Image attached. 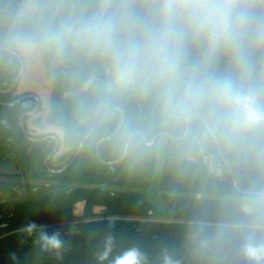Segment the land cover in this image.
Returning a JSON list of instances; mask_svg holds the SVG:
<instances>
[{
    "label": "clouds",
    "instance_id": "1",
    "mask_svg": "<svg viewBox=\"0 0 264 264\" xmlns=\"http://www.w3.org/2000/svg\"><path fill=\"white\" fill-rule=\"evenodd\" d=\"M0 74L41 75L92 150L135 169L165 157L209 185L216 212L196 220L202 264H227L242 240L246 264H264V0H0ZM43 250L65 241L28 223ZM99 264H149L138 247ZM16 260L15 255L12 256ZM160 264H179L163 249Z\"/></svg>",
    "mask_w": 264,
    "mask_h": 264
},
{
    "label": "trees",
    "instance_id": "2",
    "mask_svg": "<svg viewBox=\"0 0 264 264\" xmlns=\"http://www.w3.org/2000/svg\"><path fill=\"white\" fill-rule=\"evenodd\" d=\"M19 78L0 74V121L4 120L0 122V146L13 155L6 160L19 176L72 186L15 201L11 208L0 204V264H99L97 254L109 234L114 237L109 260L135 246L147 255L149 264H160L165 248L179 264H202L194 242L195 222L212 219L216 212L207 197L227 196L233 181L246 184L248 177L224 176L209 185L202 177L182 176L163 157L158 188L166 208H159L143 192L152 183L158 158L128 170L110 164L86 143L57 89L51 121L64 128L65 153L54 160L58 151L53 152L55 139L25 134L20 119L24 121L36 101L25 104L30 99L28 91L14 95ZM17 98L19 101L14 102ZM78 203H83V210L76 215ZM71 220H78L72 229L58 225ZM32 222L46 226L49 234H60L65 244L59 253L43 250L38 234L29 236L24 231ZM241 245L242 240H236L225 246L227 264H246Z\"/></svg>",
    "mask_w": 264,
    "mask_h": 264
},
{
    "label": "rangeland",
    "instance_id": "3",
    "mask_svg": "<svg viewBox=\"0 0 264 264\" xmlns=\"http://www.w3.org/2000/svg\"><path fill=\"white\" fill-rule=\"evenodd\" d=\"M28 91L31 95L38 99V107L36 111L28 114L24 119V124L30 133L36 134H48L53 133L59 139V150L54 156V160L58 155H63L66 151V145L64 140V128L53 124L51 116L53 113V107L55 104L54 88L39 74H33L31 76H20L18 84L16 86L14 95L22 94ZM32 99L26 101L29 104ZM3 147H0V157L3 161V156L10 155ZM8 153V154H7ZM163 156L158 157L156 164V171L152 179L151 185L143 190L146 197L151 200L155 206L165 209L166 206L162 201L161 191L159 190V177L162 169ZM29 185H35L37 188L29 187ZM72 184L51 181V180H34L18 177L15 175L0 174V204L4 207L11 208L13 202L39 196L52 192L54 190L68 189ZM99 210V208H97ZM83 203H78L74 213L79 215L82 213ZM78 220H71L67 222L59 223L61 225H69L70 229L73 228L74 223Z\"/></svg>",
    "mask_w": 264,
    "mask_h": 264
},
{
    "label": "flooded vegetation",
    "instance_id": "4",
    "mask_svg": "<svg viewBox=\"0 0 264 264\" xmlns=\"http://www.w3.org/2000/svg\"><path fill=\"white\" fill-rule=\"evenodd\" d=\"M29 96H30V98L32 99V101L29 103V105L30 104H32L33 103V100L34 101H36V104H35V106L34 107H32L27 113H26V115H28V114H30V113H32V112H34V111H36V109H37V107H38V99L35 97V96H33V95H31V94H29ZM18 99H20V98H17L16 100H18ZM14 101V102H17V101ZM19 101V100H18ZM25 104H27L26 102H25ZM36 108V109H35ZM22 118V121H23V117H21ZM21 120V119H20ZM1 123H4V120H2V121H0ZM21 124V123H20ZM23 124H24V121H23ZM22 126V125H21ZM22 129H23V127H22ZM24 132H25V134H29L30 132L28 131V129L26 128V126H25V124H24ZM30 134H33V135H39V134H36V133H30ZM41 134V133H40ZM41 135H45L44 137H52L53 138V136H56V135H54L53 133H48V134H41ZM44 137H42V138H44ZM57 137V136H56ZM32 139H34V138H32ZM54 139V138H53ZM56 141V140H55ZM58 141H59V139H58ZM0 147H2V146H0ZM55 147H56V145H55ZM57 149L59 150V144H58V147H57ZM57 149H56V151H57ZM6 150V149H5ZM54 150V149H53ZM56 151H53V152H56ZM6 152H8V151H6ZM10 155H4L3 156V161L1 160V157H0V165L1 166H4V167H6V168H8V169H11V170H16V169H14L12 166H13V164L11 163V161L10 162H7V158L8 159H12V157H13V155L10 153V152H8ZM7 153V154H8ZM51 155V154H50ZM51 157V156H50ZM49 156H48V158H50ZM17 171V173L16 174H7V175H15V176H18V177H22V178H26V177H24V176H19L18 175V170H16ZM0 174H2L3 175V173H1L0 172ZM27 179H31V178H27Z\"/></svg>",
    "mask_w": 264,
    "mask_h": 264
},
{
    "label": "water",
    "instance_id": "5",
    "mask_svg": "<svg viewBox=\"0 0 264 264\" xmlns=\"http://www.w3.org/2000/svg\"><path fill=\"white\" fill-rule=\"evenodd\" d=\"M18 100H19V99H18ZM18 100H16V101H18ZM35 109H36V108H35ZM20 123H21V125H22V127H23V129H24V124H23L22 118H21V120H20ZM53 138L56 140V147L54 148L53 151H56V149H57V147H58V144H59V141H58V138H57L56 136H53ZM82 144H83V143H80V145H79V147H78V149H77L76 155L79 153ZM50 156H51V155H49V157H50ZM63 168H65V166H64ZM0 172L3 173V174H16V173H17L16 170H11V169H8V168H6V167H4V166H1V165H0Z\"/></svg>",
    "mask_w": 264,
    "mask_h": 264
}]
</instances>
